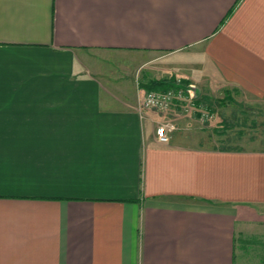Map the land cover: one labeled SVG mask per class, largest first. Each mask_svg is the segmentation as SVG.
Here are the masks:
<instances>
[{"label":"crops","instance_id":"1","mask_svg":"<svg viewBox=\"0 0 264 264\" xmlns=\"http://www.w3.org/2000/svg\"><path fill=\"white\" fill-rule=\"evenodd\" d=\"M226 101L264 102V0H0V264H264V149L196 125Z\"/></svg>","mask_w":264,"mask_h":264},{"label":"rangeland","instance_id":"2","mask_svg":"<svg viewBox=\"0 0 264 264\" xmlns=\"http://www.w3.org/2000/svg\"><path fill=\"white\" fill-rule=\"evenodd\" d=\"M120 61H123L120 57H113L112 59H108L107 62H103L105 63L102 64L103 66H109H105L107 75H122L124 73L123 70L116 68L114 64H109V62L114 63ZM110 66H112V68ZM140 71V74L138 73V78L142 81V79L144 77L146 78L149 74V69H141ZM214 104H217V101H214ZM232 110L235 111V113H233ZM219 112H223L225 119H227V122H225V124L223 123L222 128L224 131L216 124V118L207 122H202L198 119L196 123L199 128H206V126L208 128V126L211 125L214 126L211 130L212 132L213 130L223 132V134H215L210 131V138H214V141H212L213 145L222 146L223 144L224 146H239V149L244 150L264 149V102L226 101L224 102V107H219ZM213 121L214 123H212ZM227 139L230 141L225 142Z\"/></svg>","mask_w":264,"mask_h":264},{"label":"built area","instance_id":"3","mask_svg":"<svg viewBox=\"0 0 264 264\" xmlns=\"http://www.w3.org/2000/svg\"><path fill=\"white\" fill-rule=\"evenodd\" d=\"M196 90L194 85H179L178 89H169L167 91H149L145 93L142 99V106L147 110H153L159 113L168 111L176 102H180L182 112L185 115H191L195 110ZM195 93V94H194ZM202 121L211 119L204 111L199 110ZM174 130L171 124H160L155 128V140L160 145H165L169 141L168 132Z\"/></svg>","mask_w":264,"mask_h":264},{"label":"trees","instance_id":"4","mask_svg":"<svg viewBox=\"0 0 264 264\" xmlns=\"http://www.w3.org/2000/svg\"><path fill=\"white\" fill-rule=\"evenodd\" d=\"M154 83H158V89L159 91H167L169 89H178L179 88V85L180 86H183L185 84H187L186 82L184 81H181V80H171V81H156ZM155 89H157V86L155 87ZM161 91V92H162Z\"/></svg>","mask_w":264,"mask_h":264}]
</instances>
